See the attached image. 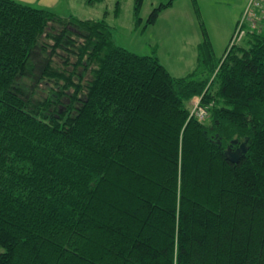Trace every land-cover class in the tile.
<instances>
[{
  "label": "trees",
  "instance_id": "16d2710c",
  "mask_svg": "<svg viewBox=\"0 0 264 264\" xmlns=\"http://www.w3.org/2000/svg\"><path fill=\"white\" fill-rule=\"evenodd\" d=\"M251 1L240 40L215 60L202 32L175 77L114 44L104 19L0 0V264H264V0ZM142 2V28L172 5L142 21Z\"/></svg>",
  "mask_w": 264,
  "mask_h": 264
},
{
  "label": "rangeland",
  "instance_id": "374dc122",
  "mask_svg": "<svg viewBox=\"0 0 264 264\" xmlns=\"http://www.w3.org/2000/svg\"><path fill=\"white\" fill-rule=\"evenodd\" d=\"M154 1L158 6L170 0H146L139 12L140 18L144 21ZM114 2L115 0H107L101 6L102 8L99 6L94 10L82 0H76L73 10L66 9L65 5H62L54 12L56 15L61 13L62 16L73 15L77 18L94 19L100 17L105 8L113 10ZM101 3L103 0L99 2ZM172 6L164 11L161 19L157 18L158 20L152 25L142 28V22L133 30L115 23V28H111V33L113 42L117 46L140 56L157 55L159 63L175 77L186 76L196 66V49L202 40V32L206 33L212 46V57L215 60L221 59L237 20L245 19L244 16L254 7L251 0H172ZM113 11V17H117L119 12ZM121 15L126 19V11L121 12ZM60 55L65 57L63 53ZM60 63L58 58H54L55 66H61ZM78 70L85 71L84 75L87 73L82 68ZM29 83V80H26V84ZM48 94V90L39 88L33 93V98L41 101ZM196 102L199 100L194 99L189 108Z\"/></svg>",
  "mask_w": 264,
  "mask_h": 264
},
{
  "label": "crops",
  "instance_id": "0c3cea01",
  "mask_svg": "<svg viewBox=\"0 0 264 264\" xmlns=\"http://www.w3.org/2000/svg\"><path fill=\"white\" fill-rule=\"evenodd\" d=\"M16 1H19L22 3L32 4L35 6H39L41 8H48L54 12L56 9H59L62 5H65L66 9L73 10L76 0H16ZM85 1L86 0H82V2L86 4ZM145 1L146 0H143L142 6L145 3ZM106 2H107V0H103V3H101V4L96 3L90 7H92L95 10V9H97V7H99V6L101 7ZM116 2H118V4H119V6H118V12L119 13H118L117 17H113V13H114L113 10H114V6H115ZM133 5H134V0H117V1L115 0V2L113 3V7H112L113 10H108V8H105L104 11L100 14V17H95L94 19L98 20V19L104 18L106 23L109 25L110 28H115V23H116L121 27H128V28L134 30V28L136 27V22H135V18L133 16V14H132ZM155 6L156 5H155V1H154L153 3H151L149 10H151ZM172 7L173 6L171 5L170 7L162 10L160 15L158 16V19H161V17H162L161 15L164 11H167V9L172 8ZM105 11L108 12L106 15H104ZM123 11H126V13H127L126 19H124L121 15V12H123ZM57 16H59L61 18L67 17V16H62L61 13H60V15H57ZM78 19L86 20V19H91V18L88 17V18H78ZM91 20H93V19H91ZM142 21H143V18H142ZM156 57L159 60L157 55H156Z\"/></svg>",
  "mask_w": 264,
  "mask_h": 264
},
{
  "label": "built area",
  "instance_id": "2783aa9c",
  "mask_svg": "<svg viewBox=\"0 0 264 264\" xmlns=\"http://www.w3.org/2000/svg\"><path fill=\"white\" fill-rule=\"evenodd\" d=\"M241 22L239 23L238 28L233 33L230 44L236 43L240 40L242 36ZM199 100V99H196ZM190 116L196 117L199 121H202L206 117V109L203 108L199 102L193 104V107L190 111Z\"/></svg>",
  "mask_w": 264,
  "mask_h": 264
},
{
  "label": "water",
  "instance_id": "95a60500",
  "mask_svg": "<svg viewBox=\"0 0 264 264\" xmlns=\"http://www.w3.org/2000/svg\"><path fill=\"white\" fill-rule=\"evenodd\" d=\"M232 142L236 143L237 140H233ZM246 150L247 149H246L245 143L243 142L240 144V146L235 151H233V152L227 151V156H228L230 161L236 162V161H238L240 155L242 153H245Z\"/></svg>",
  "mask_w": 264,
  "mask_h": 264
},
{
  "label": "flooded vegetation",
  "instance_id": "af4514ba",
  "mask_svg": "<svg viewBox=\"0 0 264 264\" xmlns=\"http://www.w3.org/2000/svg\"><path fill=\"white\" fill-rule=\"evenodd\" d=\"M238 147V146H237ZM237 147L236 148H234V150H232V151H235L236 149H237ZM232 151H230V152H232Z\"/></svg>",
  "mask_w": 264,
  "mask_h": 264
}]
</instances>
